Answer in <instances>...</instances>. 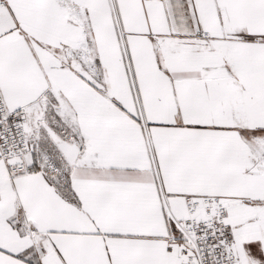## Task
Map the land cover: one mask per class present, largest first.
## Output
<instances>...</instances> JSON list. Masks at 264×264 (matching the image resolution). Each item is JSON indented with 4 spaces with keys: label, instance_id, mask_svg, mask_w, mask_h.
<instances>
[{
    "label": "snow or ice",
    "instance_id": "obj_1",
    "mask_svg": "<svg viewBox=\"0 0 264 264\" xmlns=\"http://www.w3.org/2000/svg\"><path fill=\"white\" fill-rule=\"evenodd\" d=\"M0 264H264V0H0Z\"/></svg>",
    "mask_w": 264,
    "mask_h": 264
}]
</instances>
